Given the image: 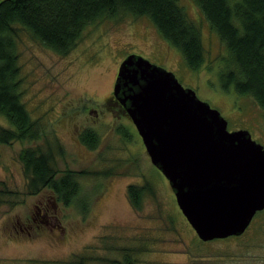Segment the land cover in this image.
<instances>
[{
	"label": "rangeland",
	"instance_id": "rangeland-1",
	"mask_svg": "<svg viewBox=\"0 0 264 264\" xmlns=\"http://www.w3.org/2000/svg\"><path fill=\"white\" fill-rule=\"evenodd\" d=\"M180 2L201 26L206 64L199 70L191 69L181 51L146 17L125 16L92 24L65 56L22 33L23 100L33 117L42 119L48 137L53 141L57 137L63 146L56 167L62 172H115L80 178L81 192L75 203H58L61 227L51 229V224L39 221L30 233L22 232L19 224L27 222L34 205L51 191L27 192L19 154L44 140L0 143V180L15 192L3 195L0 202V264L67 260L85 251L122 258V251L106 250V245L148 249L134 254L137 264H264V212L256 214L241 239L202 242L178 206L168 179L152 163L133 121L113 100L121 63L129 54H137L173 72L183 86L220 110L229 130L247 129L264 145V111L252 97L221 89L218 71L227 49L195 2ZM0 124L9 125V121L0 117ZM122 124L133 141L126 142L118 133ZM86 127L101 136L95 150L78 140ZM146 180L154 191L145 195L142 210H137L130 203L127 187ZM93 245L100 250H92Z\"/></svg>",
	"mask_w": 264,
	"mask_h": 264
},
{
	"label": "trees",
	"instance_id": "trees-1",
	"mask_svg": "<svg viewBox=\"0 0 264 264\" xmlns=\"http://www.w3.org/2000/svg\"><path fill=\"white\" fill-rule=\"evenodd\" d=\"M193 1L227 49V54L221 56L218 71L221 89L225 92L233 89L242 96L252 97L264 111V0ZM125 16L148 18L161 36L181 51L191 69L199 70L206 64L201 26L180 0H0V117L9 121V125L0 124V143L44 140L43 144L23 148L19 154L29 194L50 188L63 205L69 206L81 192V177L114 175L115 170L68 169L62 172L56 167L57 155L64 153L63 146L57 137L54 141L48 137L42 119L33 117L23 100L19 51L22 33L65 56L78 45L90 25ZM118 133L126 142L133 141L123 124ZM78 140L88 149L95 150L101 136L97 130L88 127L79 133ZM151 185L147 180L144 184L128 185V197L135 209L142 210L145 195L154 191ZM8 194L15 192L0 180V202L3 195ZM249 229L241 236L227 239H241ZM116 248L115 245L104 246L109 251H122V258L85 251L73 254L67 260L29 259L25 264H137L134 254L148 250L143 247ZM92 250L98 251L100 247L93 245Z\"/></svg>",
	"mask_w": 264,
	"mask_h": 264
},
{
	"label": "water",
	"instance_id": "water-1",
	"mask_svg": "<svg viewBox=\"0 0 264 264\" xmlns=\"http://www.w3.org/2000/svg\"><path fill=\"white\" fill-rule=\"evenodd\" d=\"M114 97L203 241L243 235L264 210V145L229 130L220 110L137 54L121 63Z\"/></svg>",
	"mask_w": 264,
	"mask_h": 264
},
{
	"label": "flooded vegetation",
	"instance_id": "flooded-vegetation-1",
	"mask_svg": "<svg viewBox=\"0 0 264 264\" xmlns=\"http://www.w3.org/2000/svg\"><path fill=\"white\" fill-rule=\"evenodd\" d=\"M113 100L128 115L125 108L120 104V102L115 97H113ZM49 190L51 191V193L43 197L42 200H39L34 205L35 211L32 213L30 217L27 218V222L19 224L20 231L30 233V230L33 229L34 223L36 224L39 221L45 222L47 224H51V229L55 226L61 227L59 214H58V203H60V201L57 199L56 193L52 189Z\"/></svg>",
	"mask_w": 264,
	"mask_h": 264
}]
</instances>
